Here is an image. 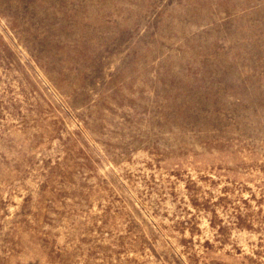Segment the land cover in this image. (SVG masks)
Returning a JSON list of instances; mask_svg holds the SVG:
<instances>
[{
	"label": "rangeland",
	"instance_id": "obj_1",
	"mask_svg": "<svg viewBox=\"0 0 264 264\" xmlns=\"http://www.w3.org/2000/svg\"><path fill=\"white\" fill-rule=\"evenodd\" d=\"M0 264H264V0H0Z\"/></svg>",
	"mask_w": 264,
	"mask_h": 264
}]
</instances>
